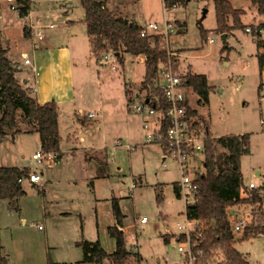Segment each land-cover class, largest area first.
I'll list each match as a JSON object with an SVG mask.
<instances>
[{"label":"rangeland","instance_id":"1","mask_svg":"<svg viewBox=\"0 0 264 264\" xmlns=\"http://www.w3.org/2000/svg\"><path fill=\"white\" fill-rule=\"evenodd\" d=\"M231 1L233 7L245 9L243 21L246 22V26L252 28L263 19V16L254 10L255 7L252 8L249 0ZM75 2L77 4L72 11L79 15L84 12L83 7L80 0ZM41 4L39 9L51 15L52 21L58 25L57 20L61 18L58 3L50 0ZM9 5L7 0H3V8L10 11ZM114 6L111 10L116 14L128 16L135 21L162 22L165 16L176 29V24H180L178 32L169 38L170 49L182 51L179 58L180 70L186 71L191 68L190 71L207 77L210 97L205 110L208 108L211 111L213 132L219 134L225 130L244 129V133L249 134L250 149L249 153L240 159L241 171L246 182L250 179L260 182L264 177V86L259 93L257 90L260 82L257 58L259 49L249 33L251 31L240 28L223 32L225 33L223 39V34L216 31L215 7L212 0H187L184 5L179 4L166 10L165 14L162 0H117ZM203 30L207 31L206 37L210 35L213 38L212 42H207L206 37L201 38ZM17 35L11 37L7 43L3 42V45L12 48L11 54L16 58L29 49L26 43H20L22 39ZM81 38L80 45L83 49L81 55L85 66L84 70L77 68L75 72L77 103L82 107V111H76V114L80 115L83 121L87 118L98 120L96 123L93 121L92 126L86 127L85 134L88 136L87 141L93 139L96 144H101L99 135L108 133L113 138L117 133H122L125 126L123 118L120 117L121 111L123 112L127 106V100L121 92L123 67L113 54H110L109 59L104 61L105 64L101 65L103 56L98 61L95 59L88 34ZM94 61L100 68L99 73L95 71ZM124 61L126 77L138 81L145 72L144 64L139 60L134 63L129 53L125 54ZM111 62H115L116 69L111 67ZM24 75L32 76L22 71L18 75V81L21 83H24L21 78ZM31 91L34 94V88H31ZM185 91L194 95L191 87L185 85ZM141 93H144V90H141ZM89 111L93 113L97 111L102 116L87 117ZM68 113L69 111L65 114L64 124L73 128L72 120L77 122L76 115L69 118ZM99 121L101 124L98 125ZM19 127L25 130L21 120ZM13 131H9V135L0 141V165H19L36 151L39 138L37 132L33 134L22 132L18 135ZM11 134L16 138L14 139ZM122 136H124L122 141L110 147L113 153H108L110 169L109 175L105 178L99 179L92 174L88 179L86 176L88 172H84L87 168H83L84 158H80L84 154L79 153L75 157L71 150L64 149L68 147L64 144L60 149L66 166L65 177L52 178L55 191L68 189L75 180L79 185L86 183L87 187L92 180L95 188L88 189V196L92 194L93 198L107 200L101 219L93 212V198L91 203L86 201L74 205L68 202L50 207L51 203L44 201L41 193L31 189L27 183L25 185L27 192L13 201L11 207L0 201V258L6 259V264H48L49 259L53 262H70L68 264H90L77 260L83 255L78 243L90 238L93 241L98 240L105 251L112 252L115 243L114 238L107 232V225L113 220L111 213L113 197L119 200L124 216L123 223H133V227L132 225L129 227L132 234L123 224L126 248L132 252L123 264H177L184 261L176 249L177 241L172 234L176 222H183L185 219L184 202L176 196L174 190L175 183L180 177L177 164L171 157L162 160V147L158 143H145L142 138V144L135 145L127 135ZM88 152L94 154L91 150ZM102 154L101 152V156L97 153L94 155L103 159ZM42 167L46 172L48 169L46 166L39 165L37 169L40 170ZM260 168L263 169V173L257 176L255 171ZM133 183H136L135 187H132ZM159 193L164 198L161 202L156 198ZM55 208H64L60 210L68 211L74 208L80 215H74L72 210L70 211L73 212L72 217L61 215L62 218H55L51 215L54 213L51 210ZM142 215L147 216L146 223L140 222ZM24 219L25 222L22 221ZM39 225L41 229L38 228ZM166 228H169L171 233L166 232ZM164 235L171 237L168 243L164 241ZM259 242L262 244L261 247L256 245ZM242 248L241 253L245 249L251 251L254 264H264V238L246 239L242 243ZM133 251L139 254L140 259L133 255ZM216 251L213 261L224 262L222 251ZM103 264L110 262L104 261Z\"/></svg>","mask_w":264,"mask_h":264},{"label":"trees","instance_id":"2","mask_svg":"<svg viewBox=\"0 0 264 264\" xmlns=\"http://www.w3.org/2000/svg\"><path fill=\"white\" fill-rule=\"evenodd\" d=\"M252 7L257 9L258 14L264 17V0H249ZM187 0H163V7L170 10L174 4L184 5ZM215 7L216 31L220 34L234 29H245L241 16L245 13L243 8L233 7L230 0H212ZM86 11L84 24L87 28L89 43L95 59L98 61L104 53L111 52L119 63H123V53L133 56L141 55L144 58L145 72L141 83V90L146 91L148 97L157 96L155 109L166 113L168 103L161 88L157 85V67L161 61L166 59V49L160 43V36H141L142 26L137 22L128 19L127 16L116 14L109 9L105 0H80ZM31 0H15L14 8L20 17L29 14ZM231 20V24L229 21ZM250 28V27H249ZM25 35L27 31L25 26ZM253 40L256 41L259 52L258 70L260 82L258 92L264 86V19L250 28ZM207 31L201 32V38L206 37ZM207 38V37H206ZM175 60V59H174ZM177 60H175L176 66ZM17 65L7 56V50L2 45L0 30V138L9 131L39 133L40 149L55 155L61 154L59 144L61 134L58 130V105L52 100L46 103H39L34 98L31 88L24 87L16 78ZM184 84L191 87L192 91L198 94L199 102L207 104L209 101L210 86L207 84V77L188 71L183 75ZM125 96L129 100L132 96ZM186 105V103H185ZM188 115H195V111L188 107ZM21 120L25 130L18 128ZM168 123H163L161 129L166 132ZM195 124V128H197ZM206 139L204 140V172L198 174L197 186L199 201L187 207L186 215L190 219L199 220L200 224L193 230L191 247L193 251L201 250L195 264H209L212 253L221 250L226 264H249L242 253L234 248V241L226 214L227 207L239 203L261 204L264 187L250 188L246 185L241 171L240 159L244 154L249 153V134L242 135L225 134V136L211 137L207 128L203 126ZM104 167H100L103 172ZM30 172L29 166H0V200H6L11 207L17 198L25 193L23 184L18 182L22 176ZM101 174V173H100ZM102 175V174H101ZM174 190L177 193V183ZM242 193L246 194L242 197ZM159 202L163 201L161 194L157 195ZM261 210L262 208L259 207ZM111 211L116 218V224L107 227L108 234L115 240V250L111 253L105 251L98 240L79 242L83 252L82 261L103 264L104 261L110 264H123L126 258L132 254L126 248L125 233L122 232L123 219L119 200L112 198ZM169 236L164 235V241H170ZM180 236L177 240H183ZM134 252V251H133ZM135 253V252H134ZM138 259L140 256L135 253ZM6 259L0 258V264H6ZM48 264H60L49 259Z\"/></svg>","mask_w":264,"mask_h":264},{"label":"crops","instance_id":"3","mask_svg":"<svg viewBox=\"0 0 264 264\" xmlns=\"http://www.w3.org/2000/svg\"><path fill=\"white\" fill-rule=\"evenodd\" d=\"M10 5H9V10L7 8H3L2 6V2L3 0H0V30H1V41H2V45L3 42L7 43V41L11 38L17 35V37H19L21 40L20 43H26L27 47L29 48L27 51H23L21 53V55L23 53H27V56L30 59V64H25L23 65V60H22V56L19 55L17 58L15 56H13L11 54L12 52V48H9L5 45H3L6 50H7V56L8 58L17 65V73H16V78L18 79V75L23 71L24 74L30 73L32 74V76L27 77V75L21 76L22 81L24 83L23 86L24 87H29V88H34V98L37 99V101L41 104L46 103V102H50L52 100L56 101L57 105H58V130L61 134V142L59 144V149L61 146L67 145V148H64L66 151L71 150V153H73V155H75V157H77V155H79V153L84 154L81 155L80 158H84V169L87 168V170H85L84 172H88V174L86 175L87 178H91L92 174L94 177L96 178H105L106 176L109 175V169L110 166L108 165L109 162V157H108V153L111 154L113 153L112 151V145L117 144L118 142L122 141L123 135H127L129 137V139L131 141L134 142L135 145H139L142 144V138H143V133L144 130H142V123L143 120L141 116L136 115L135 113H133L128 106V101H130L127 96H125L124 91L129 92V94L132 96V98L134 97V94L138 93V90H141V83L143 81V76L144 73L142 75V77H140L138 79V81L136 80H132L133 78H130L129 76L126 77L125 73H124V63H125V54L128 53H123V63L122 65V69H121V75L123 77V80L121 81L122 84V88H121V92L122 95L126 98L127 100V106L125 107L124 111H121V116L124 120V128L122 129V133H117L116 135H114L113 138H111V136L108 135V133H105L103 135H99V137L101 138V144H96V141L92 140H88L87 141V135L85 134L87 132V126H92V122L94 121L95 123L98 120H91L88 119L83 121L82 117H80V115L78 116V114H76L80 111H82V107L80 106L79 103H77V97H76V80H75V72L77 68H81L82 70H84V66H85V62L82 60V52L83 49L81 48V41H82V36L86 35L87 33V28L84 24V19H85V15H86V11L81 12L79 15H76L74 13L73 8L76 7V0H55L56 3H58V10L61 12V18L58 21V25L56 23H54L52 21V16L51 15H47V13L45 11H42L39 9V7H41V3L46 1V2H50V0H31L32 4H31V8L29 10V14L25 17H20L18 12L11 9V6L14 4V0H7ZM231 1V0H230ZM117 0H105V4L109 9L114 8L116 5ZM232 3V1H231ZM114 6V7H113ZM176 7V6H175ZM162 8H163V0H162ZM253 8V7H252ZM245 10V9H244ZM254 10H257L256 8H254ZM246 14V11H245ZM128 17V16H127ZM253 18V16H251ZM36 19H40L41 22L43 24H50L53 23L54 26L50 27V28H45V32H44V38L42 40H35V38L33 39L32 37H30L29 34L25 35V30L23 29L24 26H26L27 24H29V22H33ZM128 19L132 20L130 17H128ZM264 19V17H263ZM263 19H261L260 21H262ZM168 20V19H167ZM243 24L246 26V22L243 21V15L241 18ZM135 21V20H132ZM154 22H158L153 20ZM153 21H149V22H153ZM170 21V20H169ZM135 22H137L140 26L145 25L149 22H145V21H138L136 20ZM171 22V21H170ZM177 25V29L174 26V32L172 33V35H174L176 32H178V30L180 29V24H176ZM84 29H83V28ZM249 26H246V28ZM245 28V29H246ZM244 29V30H245ZM251 33V32H249ZM211 37L210 35L207 36ZM212 38V37H211ZM213 39V38H212ZM208 42V41H207ZM173 51L175 52V60H177L176 62V66L178 68L179 71H181L182 75H185L186 72H188L191 68H189L186 71H182L180 70V57H181V50H177L173 48ZM112 53L106 52L104 53V55H107L106 58H104L103 55V61L100 62L101 65H103V63L105 64L104 61L109 59V55ZM132 56V61L135 63L137 62V60L141 61L144 64V58L141 55H137V56ZM95 57V56H94ZM95 62V61H94ZM99 63V62H98ZM114 66V67H113ZM145 66V64H144ZM111 67L113 69H116V64L115 62H111ZM25 69V70H24ZM21 70V71H20ZM95 71L97 73L100 72V68L97 67V63L95 62ZM26 72V73H25ZM194 72V71H193ZM196 73V72H195ZM83 75V73H81ZM259 85V84H258ZM138 86H140L138 88ZM185 87V85H184ZM186 87L190 88V86L186 85ZM142 94V93H141ZM184 94H186V100H187V104L188 107L193 109L195 111V118L205 127L208 129L210 135L212 137H219V136H225V134H236V135H242V133H244V129L239 130V131H234V130H225L224 132L221 131V133H215L213 132L211 127V111H209V109L207 108V111L205 110V105H202L199 102V96L198 94H196L194 92V95L192 92L187 93L184 90ZM210 97V96H209ZM209 102V101H208ZM126 105V104H125ZM0 109H1V105H0ZM67 111H69V118L70 116H75L77 119V122L73 121V128H71V126H67L66 124H64V119L66 118L65 114L67 113ZM90 112V111H89ZM88 112V113H89ZM87 113V114H88ZM93 113V112H92ZM95 114L94 117H98L100 118L102 116L101 113L99 112H95L93 113ZM137 116V117H136ZM89 117V116H87ZM101 124V121H99L98 125ZM123 124V125H124ZM22 132H19V134ZM26 133V132H24ZM36 133V132H33ZM33 133H29V134H33ZM38 133V132H37ZM18 134V135H19ZM9 134L5 135L8 136ZM13 135V134H11ZM38 137H39V133H38ZM3 138V137H2ZM2 138H0V141L2 140ZM13 138L15 139L16 136L13 135ZM90 138V137H89ZM98 141V140H97ZM87 142V143H86ZM40 149V140L38 138V143L36 146V150ZM92 151L95 153H97L98 155H100V153L102 152L103 154V159L95 156L94 154H90L88 151ZM61 151V149H60ZM36 152V151H35ZM99 152V153H98ZM101 156V155H100ZM78 158V159H80ZM30 159V158H29ZM29 159H27L25 162L16 165V167L19 166H28L29 164ZM56 164L54 168H48L46 169V172H44V177H43V183L42 184H30L28 182H23L21 184H23V187L25 189V185L30 184V188L34 189V190H38L39 193H41L43 200L47 201L50 204V207H54L55 204H66L68 202L73 203L74 205L78 202L81 203H88V201H90V203L93 201V212L95 214V216H97L98 218H102V216H104V212H103V208L105 207L107 200L105 201L104 199L101 198H93L92 194H89L88 196V189H92L95 188V184L94 182H92V180L87 184L86 187V183H82V184H78L77 181L75 180L74 182H72V184L69 185V188H62V190L60 191H55L54 190V186L55 184L52 181V178L54 177H58V176H64V169L66 168L65 166V162L63 161V153L61 151L60 156L56 155ZM162 160L163 159V154H162ZM104 167L103 172H101L100 167ZM2 166H15L12 164H8V165H0ZM86 167V168H85ZM197 172L202 173L204 172V167H198L197 168ZM102 175H101V174ZM263 173V169L260 168L258 170L255 171V174L257 176H261ZM243 175V173H242ZM58 179H56L57 181ZM264 181V177L262 178V180L259 182H256L253 179H250L248 182H245L246 185H249L250 182H254L255 184H257L259 186V188L263 187L261 186V183ZM136 184V183H135ZM80 187V188H79ZM54 191V192H53ZM27 192V190L25 189V193ZM24 193V194H25ZM176 196L177 193L175 192ZM246 194L242 193V197H244ZM162 196V195H161ZM262 198V202L261 204H255L258 205L259 207L262 208V210H264V193L261 194ZM88 197V199H87ZM93 198V200H92ZM163 198V197H162ZM164 199V198H163ZM1 202H4L8 205V202L6 200H0ZM111 201V200H110ZM45 202V204L47 203ZM254 205V204H252ZM100 208H101V212H100ZM56 209V208H55ZM53 209V211L51 210V212H54L53 214H51L53 217L55 218H59L61 217V215L68 217H72L73 212L70 211H74V215H80L78 211H76L77 209H72V210H60V209H64V208H60V209ZM112 213V211H111ZM45 214V212H44ZM50 214V212H49ZM113 216V214H112ZM21 219L22 216L20 217ZM62 218V217H61ZM25 222V219L22 220ZM116 224V218L115 216H113V220L112 222L107 225L111 226ZM124 226H126L127 228H131V223L129 224H125L123 223ZM41 226V225H39ZM38 226V228H39ZM123 226V227H124ZM133 227V225H132ZM129 228V229H130ZM41 229V228H39ZM124 232V230H122ZM129 231H132L131 229ZM262 238H264L262 236ZM261 237H256V238H244L241 239L239 236H233V241H234V248H236L237 250H239L241 252L242 248V243L243 241H245L246 239H250V240H254V239H262ZM90 240H92L90 238ZM87 239V241H90ZM93 241V240H92ZM115 243V240H114ZM115 245V244H114ZM257 246L260 245V247L262 246L261 242H259V244H256ZM1 246V245H0ZM115 250V248L112 250V252ZM109 253H111V251H108ZM217 253V251L212 253L211 259H210V264H226V260L224 258V262L218 263L217 261H213L214 258L216 256H214ZM7 254V253H6ZM242 255L246 258V260L249 262V264H254V262L252 261V255H251V251L245 249V251L242 253ZM224 256V255H223ZM83 255L81 256V258L77 259L79 262L80 260H82ZM60 264H68L70 262H66V261H56ZM108 262V261H107ZM90 264H97V263H90Z\"/></svg>","mask_w":264,"mask_h":264},{"label":"built area","instance_id":"4","mask_svg":"<svg viewBox=\"0 0 264 264\" xmlns=\"http://www.w3.org/2000/svg\"><path fill=\"white\" fill-rule=\"evenodd\" d=\"M175 6L177 5L174 4L172 7ZM11 9L15 10L14 5L11 6ZM163 9L165 14L166 9L164 7ZM53 26V23L43 24L40 19H36L33 22H29L25 29L30 37L38 41L44 38L45 28ZM246 30L251 31L249 27ZM173 32V23L167 20L165 16L162 22L153 21L142 25L140 32L141 36L149 37L151 40L156 35L160 36V43L166 49V59L158 64L156 73L157 85L161 88L168 103L166 113L155 109L154 102L158 99L157 96L148 97L145 90L142 94L141 90L134 94L133 99L129 103V109L133 113L141 115L144 119L142 123L144 142L158 143L162 147L163 161L167 157H171L177 164L180 174L177 182V195L185 205L183 211L185 219L183 222H176L175 229L172 231L177 241L176 249H178L184 259V261L177 264H195L197 254H202V251H193L191 237L193 230L200 222L194 218H188L186 211L188 206L198 203L200 198L198 197L196 178L199 174L197 168L200 166L204 167V140L206 139V133L203 125L195 116L188 115L186 94H184V77L177 66H175V52L170 49L169 38ZM251 36L253 39L254 35ZM207 41L212 42L213 39L208 37ZM21 56L24 64H30L27 53H23ZM106 57L107 55H104V58ZM88 116L94 117L95 114L89 112ZM165 120L168 123L166 132L161 129ZM195 124H197V128H195ZM55 164V154L44 152L41 149L36 150L29 159V174L20 177L18 182L23 183L26 181L30 184H42L43 167L39 170L37 169L38 166L43 165L47 168H54ZM261 186L264 187V181ZM132 187H135V183L132 184ZM249 187L259 188L254 182H250ZM226 214L232 236H239L241 239L264 237V210H261L258 205L239 203L227 207ZM147 221V216L142 215L140 222L146 223ZM121 230H123V227ZM165 231L171 233L169 228H166ZM180 236H184V239L177 240Z\"/></svg>","mask_w":264,"mask_h":264},{"label":"water","instance_id":"5","mask_svg":"<svg viewBox=\"0 0 264 264\" xmlns=\"http://www.w3.org/2000/svg\"><path fill=\"white\" fill-rule=\"evenodd\" d=\"M222 38L225 39V33H223Z\"/></svg>","mask_w":264,"mask_h":264}]
</instances>
